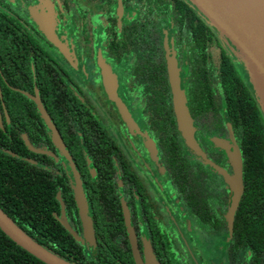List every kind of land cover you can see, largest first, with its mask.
I'll list each match as a JSON object with an SVG mask.
<instances>
[{"label": "flooded vegetation", "instance_id": "af4514ba", "mask_svg": "<svg viewBox=\"0 0 264 264\" xmlns=\"http://www.w3.org/2000/svg\"><path fill=\"white\" fill-rule=\"evenodd\" d=\"M182 1L196 16L180 17L174 0H0V10L10 16L2 49L4 63L0 55V156L6 164L11 157L20 158L21 163L53 172L56 251L80 248L93 256L96 248L112 253L111 248L117 247L116 264H254L249 244L235 243L237 208L232 223L227 218L231 186L223 170L233 174L229 152L235 142L244 174L240 144L228 122L226 134L202 137L189 105L190 89L194 88L192 48L177 20L206 19L190 0ZM69 24L72 33L63 35ZM210 28L218 38L210 48L211 56L217 55L221 44L234 61L221 35ZM46 30L53 31L55 39ZM158 39L162 50L156 49ZM172 57L195 138L205 156L186 144L178 128L169 68ZM219 86L218 81L213 82V87ZM173 123L183 151L204 162L196 163L194 157L193 167L206 165L220 174L212 198L215 208L207 213L222 215L226 226H202L186 208L185 195L174 186L167 155ZM164 125L167 130L163 132ZM162 136L170 144L166 151L160 147ZM213 138L227 145L218 146ZM16 142L22 147L13 152L10 146ZM4 181L10 187L15 183L10 175ZM79 185L92 233L78 209ZM98 199L107 219L102 236L99 211L94 207ZM112 205L120 209L118 222L123 225L118 226L127 240L116 237L108 241L115 232ZM213 239L218 243L212 257H203L199 247L211 246ZM230 239L235 243L232 247ZM175 241L184 246L181 262ZM72 253L71 259H75Z\"/></svg>", "mask_w": 264, "mask_h": 264}, {"label": "trees", "instance_id": "16d2710c", "mask_svg": "<svg viewBox=\"0 0 264 264\" xmlns=\"http://www.w3.org/2000/svg\"><path fill=\"white\" fill-rule=\"evenodd\" d=\"M174 8L180 17L196 16L182 0H174ZM153 10V8H150ZM10 16L0 10V55L5 60L3 50L8 34ZM182 32H187L191 42L192 53V81L194 88L191 92V109L196 116V124L201 136L208 139L209 135H223L227 133L229 123L233 134L240 144L244 164V191L239 201L234 220L233 234L237 235L236 244L246 245L251 249L255 259L254 264H264V115L253 91L244 80L238 66L226 49L220 44L217 57L212 59L211 46L218 38L204 20H177ZM159 26H157L158 28ZM158 32L161 33L160 29ZM30 51V45H28ZM156 49L162 50L161 39L156 42ZM218 81L219 87H213ZM217 90V94L215 91ZM164 125L161 131H166ZM179 132L173 123L171 128V161L170 176L179 193L186 197V208L202 226L224 225L226 221L222 215L207 213L215 208L212 205L214 187L219 185L220 174L193 166L202 164L196 154L184 152L180 146ZM167 137V136H166ZM216 137V136H213ZM170 144L162 136L160 147L166 151ZM13 152L21 150V142L11 146ZM6 160V159H5ZM0 156V207L29 235L54 253L73 261L74 264H116L118 248L112 247V253L96 248L93 256H88L84 249L65 248L56 251L54 218L55 186L53 172L42 167H35L11 157L6 164ZM168 161V160H167ZM204 163V162H203ZM12 177L15 181L12 187L5 184V177ZM221 191V188H220ZM97 194L101 192L96 191ZM211 198V200H209ZM3 199V200H2ZM2 201L4 203H2ZM94 207L99 215L98 225L100 236L106 229L107 219L104 220L105 206L100 199L94 200ZM114 218L112 229L115 232L108 241L116 237L126 239V232L121 231L118 222L120 209L112 205ZM119 214V215H118ZM243 227V228H238ZM104 233V232H103ZM231 247L235 244L231 242ZM129 247L125 250L129 251ZM72 250L76 255L72 258ZM0 264H47L35 255L13 241L0 228Z\"/></svg>", "mask_w": 264, "mask_h": 264}, {"label": "water", "instance_id": "95a60500", "mask_svg": "<svg viewBox=\"0 0 264 264\" xmlns=\"http://www.w3.org/2000/svg\"><path fill=\"white\" fill-rule=\"evenodd\" d=\"M190 2L204 16L206 22L221 35L226 45L242 62L255 86L256 93H253L258 100L260 108L264 112V0H190ZM34 18L38 19L35 15ZM169 68L178 128L181 131L186 144L197 153L205 156L195 138V128L186 103L187 100L184 89L180 88L179 85L174 57L169 60ZM120 107L121 110L126 113L122 104H120ZM47 120L49 119L47 118ZM230 134L231 138L234 139L231 129ZM213 141L218 146L227 145V143L220 138H213ZM232 146L234 147V150L233 152H229V158L233 174L230 175L226 170H223V174L231 186L228 207L229 211L227 214L230 223H232L234 211L236 210L244 191L240 150L235 142ZM76 200L83 219L87 221V231L92 233L93 228L91 220L86 213L87 204L81 185H79V189H77ZM125 218L126 224L128 225L127 229L130 233L131 244L136 253V259L138 260L139 255H137V248L135 247L136 243L133 235V228L130 226L127 213ZM0 228L13 241L47 264H74L36 241L1 207Z\"/></svg>", "mask_w": 264, "mask_h": 264}, {"label": "rangeland", "instance_id": "374dc122", "mask_svg": "<svg viewBox=\"0 0 264 264\" xmlns=\"http://www.w3.org/2000/svg\"><path fill=\"white\" fill-rule=\"evenodd\" d=\"M33 17H34V15H33ZM71 27V25L69 24V26H68V30H67V33H64V32H62V34L64 35H66V34H68V32H70V33H72L70 30H69V28ZM53 33V31H49V30H46V34H47V36L48 37H50L51 39H55V36H54V34H52ZM228 48V50L230 51V54L232 55V56H234V59H235V63H236V65L238 66V68H239V70H240V72H241V74H242V76H243V78H244V80L247 82V84L251 87V89L253 90V92L254 93H256V89H255V86L253 85V83H252V81H251V77H250V75H249V73L247 72V70H246V68L244 67V65L242 64V62L238 59V57H236L235 55H234V53L229 49V47H227ZM217 57V55H214V53H213V55H212V59L214 58H216ZM263 115H264V112H263ZM180 211V214L182 213V210H181V208L179 207L178 208ZM181 224H183V222H181ZM222 240H220L222 243H224V245H225V239L224 238H221ZM217 243H218V241H217V239H213L212 240V242H211V246H203V245H201L200 247H199V250H201L202 251V253H203V257H207V258H211L212 257V253L214 252V250H215V248H214V246H216L217 245ZM174 247H175V249L178 251V253H179V259H180V262H181V257H182V250L184 249V246L179 242V241H175V243H174ZM177 251H176V253H177ZM175 253V252H174ZM204 259H206V258H204ZM178 264H180L179 262H178Z\"/></svg>", "mask_w": 264, "mask_h": 264}]
</instances>
